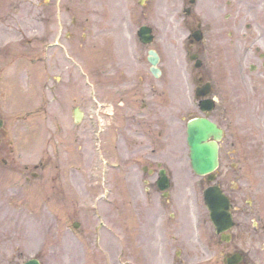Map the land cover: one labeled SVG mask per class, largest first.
Listing matches in <instances>:
<instances>
[{
    "label": "flooded vegetation",
    "instance_id": "flooded-vegetation-1",
    "mask_svg": "<svg viewBox=\"0 0 264 264\" xmlns=\"http://www.w3.org/2000/svg\"><path fill=\"white\" fill-rule=\"evenodd\" d=\"M91 1L66 0L58 5L57 0H20L24 25L29 19L37 24L34 36H28L25 27L21 30L23 39L37 47L39 67L36 101L26 100L23 119L35 114L40 121L35 127H23L21 142L15 143L3 113L8 107L6 93L0 87L1 166L13 168V173L23 178L25 189L38 180V189L46 193L100 188L97 177L101 174L90 169L100 155V163L110 164L114 170L110 185L115 190L137 192L133 174L141 170L150 198L134 202L139 229L144 224L155 241L156 237L169 240L173 231L176 241L182 242V210L178 203L161 198L157 177L173 155L176 139L185 137L182 131L188 118L200 115L199 101L213 99L214 109L201 115L223 129L215 184L230 198L234 220L226 233L228 241L214 230L215 261L229 264L228 258L238 254L239 260L233 264H264V194L257 192L264 186V128H248L245 149L239 143L242 133L237 132L242 127L235 126L236 98L254 102L250 111L264 115V0H182L184 14L178 12L179 2H170L169 9L158 3L150 22L153 40L147 52H158L155 68L159 74L151 70V64H145V58H135V51L128 50L130 40L123 36V27L115 24L113 11L94 10ZM146 60L149 62L148 56ZM77 64L82 69L78 76L74 70ZM92 66L98 67L95 80ZM207 83V94L197 96L198 87ZM92 88L103 121L100 148L96 144L89 162L94 123L85 121L90 115ZM31 140H36L40 152L39 161L32 165L35 170H30L22 155ZM61 155L66 157L61 160ZM236 156L249 167L237 178L233 175ZM81 161L88 167L86 175L75 172L83 170ZM223 161L231 167L222 166ZM49 167L56 171L67 167L66 180L59 173L52 175ZM121 172L130 173V180L121 181ZM45 204L60 207L57 202ZM73 204L62 202V209H74Z\"/></svg>",
    "mask_w": 264,
    "mask_h": 264
},
{
    "label": "rangeland",
    "instance_id": "rangeland-1",
    "mask_svg": "<svg viewBox=\"0 0 264 264\" xmlns=\"http://www.w3.org/2000/svg\"><path fill=\"white\" fill-rule=\"evenodd\" d=\"M13 1L0 0V72H3L5 76L2 79V86L9 92L7 96L10 98V104L13 102L11 106L15 104L14 106L18 107V109L11 107L12 110H8L7 107L3 111L11 127L10 138L15 143H20L22 139L20 127H25L27 124L30 127H35L38 124V119L35 117L28 121L16 118L22 113L19 109L24 108L25 105L28 106L26 102L28 95L32 100L36 97L35 82L39 69L36 62L37 47L36 45L32 47L23 39L24 34L21 29L25 27L27 35L34 36L37 25L32 19H29L28 24L24 25L20 4V8L12 9ZM99 4V0L91 1V7L94 10L100 9ZM105 7L118 12L119 19L123 20L122 24L125 28L123 36L127 38V32L133 34L132 27L151 22L156 5L151 0H105ZM137 44L133 41L128 50L135 51L133 55L135 58H145L144 62L147 65L145 47ZM74 69L78 74V68L74 67ZM93 70L97 72V66L93 67ZM91 72L93 73V71ZM187 99L189 102V98ZM235 101V126L242 127L237 132L242 133L239 143L241 148L246 149L248 147L246 143L248 128H255V131L256 128L263 130L264 115L250 111L254 102L251 103L246 98H236ZM97 112L98 107L91 103L89 113L96 116ZM52 115L53 113L49 114L50 117ZM90 121L96 123L95 119L89 115L85 123ZM95 127L94 125L93 128ZM182 132L184 134V130ZM179 134L180 129H178ZM92 137H94V133ZM176 141L177 143L172 145L173 155L169 156L166 165L170 168L173 178L171 199L183 205L187 219V232L184 230L182 242L175 241L176 237L172 235L173 231L167 241L157 237V241L153 240L155 235L147 231L145 226L140 230L133 229V232L132 218L135 211L132 215V194L126 192L122 194L123 207L120 210V218L116 211H113V218H108L111 220L107 223L108 227L113 230H102L107 237L104 238L106 243L103 245L100 243L105 246V249L102 250L96 241L97 235L100 234L96 228V224L99 222L96 211L102 213L105 211L100 209L101 206L98 209L93 206L96 202H100L98 200L101 195L99 191L92 189V191H88L91 192L90 194L86 191L59 193L54 196V202H57L60 208L63 207L62 202L64 201H72L75 204L79 201H86L87 204L79 208L75 206L74 209H52L46 207L44 203L40 204V195L35 189H29L26 196L21 194L23 192L20 184L22 179L18 175L14 176L16 173H13V168L10 167L11 172H9L7 168L0 166V204H2L0 205V264L22 263L32 257L43 259L45 264H176L179 261L190 264H215L211 247L214 235L203 200V189L209 182L204 177L197 175L191 168L189 148L185 146L184 136L177 138ZM36 148L33 145L31 149L23 151V159H26L28 163L36 162L40 154ZM235 161H238V169L233 170V175H236L237 178L242 172L247 171V162L238 156ZM81 165L82 168H88L83 161H81ZM222 166L231 167V163L223 161ZM91 168L94 172L99 171V168L94 167L93 162ZM66 172L67 169L63 171L64 178ZM262 187V190H257L258 195L264 193V186ZM1 190L4 192L2 193ZM139 191V196L143 198L144 187L142 184H140ZM117 195L114 192L109 197L116 201ZM22 198H24L23 203H21ZM8 199L12 204H8ZM116 217L119 218V221L115 220ZM73 221H81V227L76 233L72 231ZM114 230L117 231L119 244L116 237L110 236L112 233L115 235ZM159 243L171 250L164 251ZM177 249H183L181 258L176 256Z\"/></svg>",
    "mask_w": 264,
    "mask_h": 264
},
{
    "label": "water",
    "instance_id": "water-1",
    "mask_svg": "<svg viewBox=\"0 0 264 264\" xmlns=\"http://www.w3.org/2000/svg\"><path fill=\"white\" fill-rule=\"evenodd\" d=\"M149 29L143 26L140 30L144 42H149ZM221 137V130L206 118H196L188 125V143L190 147L191 166L199 175L209 174V180L213 179L211 174L218 166V145L210 138ZM168 179L162 177V187H168ZM205 202L210 210V217L219 231L226 230L231 226L230 204L226 197L215 186L207 188L204 192ZM25 264H39L32 259Z\"/></svg>",
    "mask_w": 264,
    "mask_h": 264
}]
</instances>
